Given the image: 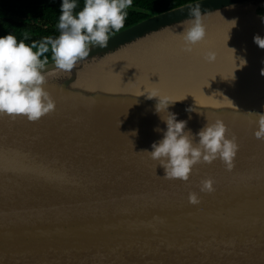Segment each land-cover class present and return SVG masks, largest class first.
<instances>
[{
    "label": "water",
    "instance_id": "95a60500",
    "mask_svg": "<svg viewBox=\"0 0 264 264\" xmlns=\"http://www.w3.org/2000/svg\"><path fill=\"white\" fill-rule=\"evenodd\" d=\"M196 5L204 27L213 16L250 7L264 29V0H192L111 34L106 48L93 47L71 72L45 79L56 107L37 121L0 115V264H264V140L254 137L250 114L264 108L231 107L246 117L239 121L217 115L225 109L170 107L194 136L221 119L239 149L232 171L217 159L195 165L188 181L167 180L144 152L166 130L156 104L71 90L85 64L168 30L185 34ZM52 64L49 57L43 74L58 70ZM205 178L214 180L212 193L199 190ZM189 192L199 204L189 203Z\"/></svg>",
    "mask_w": 264,
    "mask_h": 264
},
{
    "label": "clouds",
    "instance_id": "9594fccd",
    "mask_svg": "<svg viewBox=\"0 0 264 264\" xmlns=\"http://www.w3.org/2000/svg\"><path fill=\"white\" fill-rule=\"evenodd\" d=\"M77 4L78 0H61L57 37L48 36L39 43L26 44L24 41L29 39L27 32L19 41L11 33L0 36V115H22L29 122H34L53 111L56 102L43 87V71L49 61L45 54L51 53L53 67L71 72L79 61L89 57L93 47L108 46L111 34L124 27L127 9L132 7L133 0H84L82 9L74 14ZM188 16L191 26L186 29L184 40L195 44L205 37L200 6H190ZM261 19L264 22V17ZM253 39L264 49V37L257 35ZM215 58L214 52L208 53L209 61ZM261 74L264 75V69ZM147 98H156L155 113L160 115L166 130H163L162 139L151 145L152 150L144 152L159 161L165 170L164 179L188 181L195 165L211 164L217 159L222 161L226 170L232 171L239 145L234 135L229 137L227 126L221 119L207 121L194 136L191 130H186L187 121L177 119L178 114L169 111L174 103L170 97L152 91ZM253 113L257 117L253 135L264 140V112H250ZM154 130L162 131L158 127ZM193 138L197 139L195 145ZM199 190L212 193L215 191L214 180L202 179ZM188 201L193 205L199 204L198 194L189 192Z\"/></svg>",
    "mask_w": 264,
    "mask_h": 264
},
{
    "label": "bare ground",
    "instance_id": "6f19581e",
    "mask_svg": "<svg viewBox=\"0 0 264 264\" xmlns=\"http://www.w3.org/2000/svg\"><path fill=\"white\" fill-rule=\"evenodd\" d=\"M208 20L205 37L195 44L186 43L184 34L168 30L85 64L77 71L76 87L71 90L84 88L81 95L87 97L94 93L106 98L128 97L140 107L156 104V98H147L156 91L170 97L174 109L207 114L225 109L217 115L246 120L230 108L237 106L244 113L253 105L264 108V49L253 39L264 37V29L254 20L250 7ZM210 52L216 54L213 61L207 59ZM63 73L68 72L58 69L43 75L56 80Z\"/></svg>",
    "mask_w": 264,
    "mask_h": 264
},
{
    "label": "trees",
    "instance_id": "16d2710c",
    "mask_svg": "<svg viewBox=\"0 0 264 264\" xmlns=\"http://www.w3.org/2000/svg\"><path fill=\"white\" fill-rule=\"evenodd\" d=\"M189 1L192 0H133L132 7L127 9L128 16L123 28L151 14ZM60 2L61 0H0V15L37 18V21L21 22L12 18L0 17V36L11 33L19 41L24 39V33L27 32L29 39L24 41L26 44H31L33 41L39 43L42 38L48 36L57 37L59 35L57 23L60 15ZM83 4L84 0H78L74 14L82 9ZM30 15L32 17H27ZM45 55L50 57L51 53Z\"/></svg>",
    "mask_w": 264,
    "mask_h": 264
},
{
    "label": "snow or ice",
    "instance_id": "6c2138e0",
    "mask_svg": "<svg viewBox=\"0 0 264 264\" xmlns=\"http://www.w3.org/2000/svg\"><path fill=\"white\" fill-rule=\"evenodd\" d=\"M18 118H23V119H26V121H28L26 117H18V116H5V117H4L5 120H8L9 122H12V123H15V121H16ZM233 169H234V167H233ZM233 169H232V170H233Z\"/></svg>",
    "mask_w": 264,
    "mask_h": 264
},
{
    "label": "flooded vegetation",
    "instance_id": "af4514ba",
    "mask_svg": "<svg viewBox=\"0 0 264 264\" xmlns=\"http://www.w3.org/2000/svg\"><path fill=\"white\" fill-rule=\"evenodd\" d=\"M27 17H32V16L30 15V16H27Z\"/></svg>",
    "mask_w": 264,
    "mask_h": 264
}]
</instances>
